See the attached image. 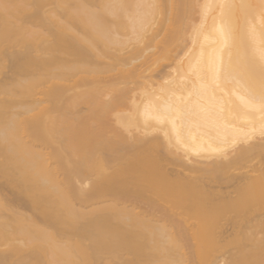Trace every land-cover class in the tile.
<instances>
[{"label":"bare ground","instance_id":"1","mask_svg":"<svg viewBox=\"0 0 264 264\" xmlns=\"http://www.w3.org/2000/svg\"><path fill=\"white\" fill-rule=\"evenodd\" d=\"M260 2L0 0V264H264L260 113L158 119Z\"/></svg>","mask_w":264,"mask_h":264},{"label":"snow or ice","instance_id":"2","mask_svg":"<svg viewBox=\"0 0 264 264\" xmlns=\"http://www.w3.org/2000/svg\"><path fill=\"white\" fill-rule=\"evenodd\" d=\"M10 7L11 5L7 3H0V9L4 11ZM218 7L221 8L222 17H225L217 29L221 47L217 50V54L209 60H197L190 65L188 75L193 79L191 87L184 88L186 95L175 96L158 119L168 120L175 125L176 121H191L194 116L205 119L212 113L219 116L229 109L230 101L232 97H235L245 108L260 113L261 122L258 132L264 139V0H261L259 5L262 31L259 44L254 48L258 73L255 69L240 71L233 62L231 48L234 26L229 13L237 6L224 3ZM239 7L249 9L253 6L241 4ZM247 31L251 40L256 42V26L251 21L248 22ZM179 86L183 87L184 81H181ZM250 139L251 134L242 133V143Z\"/></svg>","mask_w":264,"mask_h":264}]
</instances>
